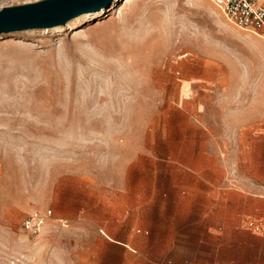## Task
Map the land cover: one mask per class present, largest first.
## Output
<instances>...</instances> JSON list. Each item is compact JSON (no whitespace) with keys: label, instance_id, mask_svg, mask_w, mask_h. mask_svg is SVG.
Segmentation results:
<instances>
[{"label":"rangeland","instance_id":"374dc122","mask_svg":"<svg viewBox=\"0 0 264 264\" xmlns=\"http://www.w3.org/2000/svg\"><path fill=\"white\" fill-rule=\"evenodd\" d=\"M249 169L264 181V39L207 0H113L0 34V264H121L152 241L136 218L153 216L127 210ZM36 210L50 215L33 236Z\"/></svg>","mask_w":264,"mask_h":264},{"label":"crops","instance_id":"0c3cea01","mask_svg":"<svg viewBox=\"0 0 264 264\" xmlns=\"http://www.w3.org/2000/svg\"><path fill=\"white\" fill-rule=\"evenodd\" d=\"M171 204L125 212L153 216L136 218L144 230L152 231V241L148 252L139 246L123 255L121 264H264V181H255L252 169L227 190L176 193ZM192 215L198 216L192 231L201 232L193 243L188 228L183 233ZM196 245L206 249L190 255L188 247Z\"/></svg>","mask_w":264,"mask_h":264},{"label":"water","instance_id":"95a60500","mask_svg":"<svg viewBox=\"0 0 264 264\" xmlns=\"http://www.w3.org/2000/svg\"><path fill=\"white\" fill-rule=\"evenodd\" d=\"M113 0H42L0 10V34L50 29L83 14L106 8Z\"/></svg>","mask_w":264,"mask_h":264},{"label":"built area","instance_id":"2783aa9c","mask_svg":"<svg viewBox=\"0 0 264 264\" xmlns=\"http://www.w3.org/2000/svg\"><path fill=\"white\" fill-rule=\"evenodd\" d=\"M235 28L264 39V2L257 0H207ZM49 211H33L21 223L23 232L37 235L46 223Z\"/></svg>","mask_w":264,"mask_h":264}]
</instances>
